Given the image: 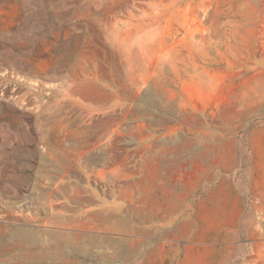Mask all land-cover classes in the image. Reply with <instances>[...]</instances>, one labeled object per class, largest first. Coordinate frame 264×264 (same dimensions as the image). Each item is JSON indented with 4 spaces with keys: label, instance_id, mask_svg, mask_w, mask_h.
Masks as SVG:
<instances>
[{
    "label": "rangeland",
    "instance_id": "obj_1",
    "mask_svg": "<svg viewBox=\"0 0 264 264\" xmlns=\"http://www.w3.org/2000/svg\"><path fill=\"white\" fill-rule=\"evenodd\" d=\"M0 81V264H264V0H0ZM73 116L195 188L171 239L77 223Z\"/></svg>",
    "mask_w": 264,
    "mask_h": 264
},
{
    "label": "crops",
    "instance_id": "obj_2",
    "mask_svg": "<svg viewBox=\"0 0 264 264\" xmlns=\"http://www.w3.org/2000/svg\"><path fill=\"white\" fill-rule=\"evenodd\" d=\"M77 119L78 116H73L63 122V135L66 136L63 143V193H66L65 200L75 205L77 223L98 224L107 226L108 230L124 232L133 230L135 225L154 226L150 231L141 229V239L153 234L159 237L157 240L171 239L174 233L168 228L181 218V196L188 199L195 188H147L146 180L142 186L141 168L147 160L146 153H142V143L147 139L146 133L141 131L129 138L130 142L134 140L140 146L139 153H132V145L123 146L122 139L117 137L96 145V141L102 139L99 130L110 127L99 122L83 125ZM136 164L141 166L139 172L131 170ZM107 190L114 193L115 201L109 203L105 200L103 194ZM116 198H125L134 204L125 206ZM188 206L185 202V208ZM114 246L108 240L103 247L110 249ZM152 256L147 252L146 259ZM123 258L129 261L131 255Z\"/></svg>",
    "mask_w": 264,
    "mask_h": 264
},
{
    "label": "built area",
    "instance_id": "obj_3",
    "mask_svg": "<svg viewBox=\"0 0 264 264\" xmlns=\"http://www.w3.org/2000/svg\"><path fill=\"white\" fill-rule=\"evenodd\" d=\"M1 82V81H0ZM4 87L1 85V83H0V93H3V91H4Z\"/></svg>",
    "mask_w": 264,
    "mask_h": 264
}]
</instances>
